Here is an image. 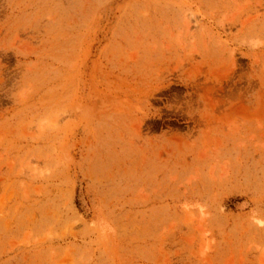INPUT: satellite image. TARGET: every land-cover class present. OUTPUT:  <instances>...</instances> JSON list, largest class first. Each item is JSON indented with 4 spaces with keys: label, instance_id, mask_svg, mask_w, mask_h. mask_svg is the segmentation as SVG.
Wrapping results in <instances>:
<instances>
[{
    "label": "rangeland",
    "instance_id": "obj_1",
    "mask_svg": "<svg viewBox=\"0 0 264 264\" xmlns=\"http://www.w3.org/2000/svg\"><path fill=\"white\" fill-rule=\"evenodd\" d=\"M0 264H264V0H0Z\"/></svg>",
    "mask_w": 264,
    "mask_h": 264
},
{
    "label": "bare ground",
    "instance_id": "obj_2",
    "mask_svg": "<svg viewBox=\"0 0 264 264\" xmlns=\"http://www.w3.org/2000/svg\"><path fill=\"white\" fill-rule=\"evenodd\" d=\"M239 208H240V207H239ZM188 219H189V220H192L191 216H189ZM203 235H204V234H203ZM203 238H205V235H204ZM207 246H208V245H207ZM207 246H206V243H204V242H202V241L199 240V243L197 244L196 249H195L196 253H197L198 255H201V256L204 255Z\"/></svg>",
    "mask_w": 264,
    "mask_h": 264
}]
</instances>
